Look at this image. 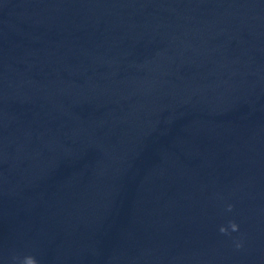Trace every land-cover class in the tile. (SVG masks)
<instances>
[{"label": "water", "instance_id": "water-1", "mask_svg": "<svg viewBox=\"0 0 264 264\" xmlns=\"http://www.w3.org/2000/svg\"><path fill=\"white\" fill-rule=\"evenodd\" d=\"M27 256L264 264V0H0V264Z\"/></svg>", "mask_w": 264, "mask_h": 264}, {"label": "clouds", "instance_id": "clouds-1", "mask_svg": "<svg viewBox=\"0 0 264 264\" xmlns=\"http://www.w3.org/2000/svg\"><path fill=\"white\" fill-rule=\"evenodd\" d=\"M227 210L231 211L232 210V205H228ZM230 227H231V229L233 231L238 230V225L235 224L234 222H230ZM220 232L221 233H226L227 229L225 227H221L220 228ZM23 264H38V261L32 256H27V257L24 258Z\"/></svg>", "mask_w": 264, "mask_h": 264}]
</instances>
